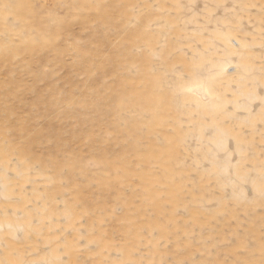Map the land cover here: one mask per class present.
Segmentation results:
<instances>
[{
    "label": "rangeland",
    "instance_id": "obj_1",
    "mask_svg": "<svg viewBox=\"0 0 264 264\" xmlns=\"http://www.w3.org/2000/svg\"><path fill=\"white\" fill-rule=\"evenodd\" d=\"M0 264H264V0H0Z\"/></svg>",
    "mask_w": 264,
    "mask_h": 264
}]
</instances>
